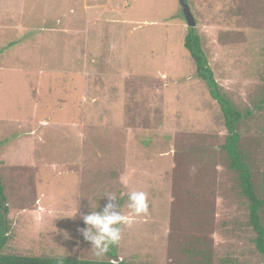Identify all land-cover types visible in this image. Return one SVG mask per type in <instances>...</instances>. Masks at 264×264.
Returning a JSON list of instances; mask_svg holds the SVG:
<instances>
[{"label":"rangeland","instance_id":"374dc122","mask_svg":"<svg viewBox=\"0 0 264 264\" xmlns=\"http://www.w3.org/2000/svg\"><path fill=\"white\" fill-rule=\"evenodd\" d=\"M187 1L259 182L264 0ZM189 28L180 0H0L3 253L109 259L78 231L82 214L142 190L148 211L121 225L118 259L264 264Z\"/></svg>","mask_w":264,"mask_h":264},{"label":"trees","instance_id":"16d2710c","mask_svg":"<svg viewBox=\"0 0 264 264\" xmlns=\"http://www.w3.org/2000/svg\"><path fill=\"white\" fill-rule=\"evenodd\" d=\"M194 30V27L189 28L185 36L184 45L193 57L197 77L206 83L210 95L217 101L224 116L227 135L222 148L229 159L228 167L238 172L241 191L248 200L249 224L255 232L254 241L256 248L264 256V156L262 158L263 169L261 178L258 182L256 176L254 177L252 165L248 162V159L246 160V154H244L240 146L241 134L238 128L242 120V114L233 105L231 100L221 92V87L215 78L213 69L203 48L201 37ZM3 192L2 181L0 179V201H2L0 206L3 211H1L0 215L5 217L7 208L4 206L6 198H4ZM3 227L4 223L0 220V264H154L127 261L126 259L118 260L115 246L108 252L109 259L106 260L3 253V247L8 239V235L5 234ZM198 264L212 263L210 261H203Z\"/></svg>","mask_w":264,"mask_h":264},{"label":"clouds","instance_id":"9594fccd","mask_svg":"<svg viewBox=\"0 0 264 264\" xmlns=\"http://www.w3.org/2000/svg\"><path fill=\"white\" fill-rule=\"evenodd\" d=\"M125 196L129 214L124 213L118 202ZM103 197H107V203L100 210H96L98 206L92 205L91 212L82 214V220L86 227L78 229L84 240L91 244V250L97 258H102L113 246L119 245L122 239L121 225L131 226L136 217L147 213L149 206L148 194L142 190L122 192L119 196L115 193L105 192L100 196V198ZM78 210L69 216H75ZM64 237L71 239L67 232L64 233Z\"/></svg>","mask_w":264,"mask_h":264},{"label":"water","instance_id":"95a60500","mask_svg":"<svg viewBox=\"0 0 264 264\" xmlns=\"http://www.w3.org/2000/svg\"><path fill=\"white\" fill-rule=\"evenodd\" d=\"M180 4H181V8H182V12L184 15V18L187 22V25L189 27H195L197 24L196 18L189 6V3L187 0H180ZM120 260V259H118Z\"/></svg>","mask_w":264,"mask_h":264}]
</instances>
